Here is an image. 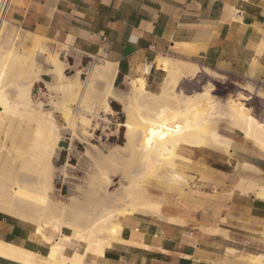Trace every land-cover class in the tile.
<instances>
[{"label": "crops", "instance_id": "obj_1", "mask_svg": "<svg viewBox=\"0 0 264 264\" xmlns=\"http://www.w3.org/2000/svg\"><path fill=\"white\" fill-rule=\"evenodd\" d=\"M9 7L7 26L24 37H44L47 50L70 61L71 74L105 60L116 72L111 113L87 128L91 137L62 132L71 140L56 157L51 195L63 202L85 179L87 150L96 153L90 144L108 150L124 143L121 109L129 81L143 77L146 89L157 93L167 77L162 59L196 65L195 77L210 69L264 83V0H9ZM37 60L46 65L40 55ZM191 79L181 76L177 88ZM93 85L95 94L102 92L103 81ZM33 89L39 97L44 93L38 82ZM225 135L233 138L229 155L181 145L189 159L178 165L181 178L158 179L150 192L162 200L161 215L121 218L125 232L112 239L98 264H264V198L257 193L264 186V151L239 133ZM88 200L81 197L80 206ZM70 216L66 211L63 218ZM0 239L31 250L36 263L49 247L30 225L2 214ZM0 264L24 263L0 256ZM85 264L96 262L89 255Z\"/></svg>", "mask_w": 264, "mask_h": 264}, {"label": "bare ground", "instance_id": "obj_2", "mask_svg": "<svg viewBox=\"0 0 264 264\" xmlns=\"http://www.w3.org/2000/svg\"><path fill=\"white\" fill-rule=\"evenodd\" d=\"M30 34L15 38L14 29L0 12V214L10 222L30 225L49 247L45 259L36 263L31 250L0 239L1 257L24 264H85L91 255L98 264L112 239L124 234L121 218L135 212L161 215V198L144 193L141 183L159 163L179 157L181 145L215 146L229 152L233 138L224 134L228 129L264 151V120L247 104L251 96H259L254 86L241 85L238 96L223 99H216L210 87L184 94L177 88L178 79L193 78L200 69L181 59L164 58L161 66L167 77L158 93L146 89L143 77L129 81L130 91L121 109L124 143L108 150L90 144L96 153L87 150L91 162L85 179L76 185L69 203L54 199L55 158L65 140L91 137L90 120L81 113L94 110L96 104L105 112L111 110L108 96L116 72L105 60L85 74L78 69L71 74L70 61L60 51L47 50L44 37ZM38 55L46 65L37 60ZM95 80L104 83L98 94L93 91ZM37 82L45 99L33 92ZM65 129L71 138L63 136ZM135 162L136 169L132 168ZM257 193L264 198V186ZM84 195L88 203L80 206ZM66 211L71 216L64 219ZM261 256L254 259L260 261Z\"/></svg>", "mask_w": 264, "mask_h": 264}, {"label": "rangeland", "instance_id": "obj_3", "mask_svg": "<svg viewBox=\"0 0 264 264\" xmlns=\"http://www.w3.org/2000/svg\"><path fill=\"white\" fill-rule=\"evenodd\" d=\"M18 35H21V34H19L18 32H15V38H17ZM12 43H17V41H13ZM204 73H207V74H204ZM208 82H210V83H208ZM196 84H197V86H195ZM209 84H211V85H209ZM238 84H239V86H238ZM246 84H251L252 86L255 87L257 92H259V96H254V95L251 96L247 100V104L253 109L254 114H255V116H257V118H259L260 120H264V83H261L259 81H255V80H251V79H247V78L236 77V76H233L230 74L219 73L217 71H213L210 69H204V71L200 75L192 78L191 81H187L184 84V86L181 87L180 90H182V92L184 94H188V95L193 94L194 95V94H197L198 92H200L201 90H204V88L210 87L211 93L214 95V97L216 99H218V98L223 99L224 97H227V96H232V97L238 96V94L240 92H242V89L240 90V88H242V86H244ZM198 85H200V86L198 87ZM212 85H213V88H212ZM160 90H161V87H160ZM33 92H34V94H36L34 89H33ZM40 98L44 99L43 97H40ZM169 106H170V104L168 105V107ZM167 111L169 112L170 110H167ZM105 113L106 112L103 109L99 108V106L96 104V105H94V110H87L86 112L84 111L81 114H83L85 117L89 118L90 121H89L88 127H90L92 125V123H94V127H97L99 122L101 121L100 120L101 118H103V121L106 120L104 118ZM60 122L64 123L63 120H60ZM224 132H225L224 134H226V133H229L230 131H228V129H225ZM135 143L137 144L139 142H135ZM139 147H140V145H139ZM211 147H205V148L217 150V151L220 150L221 152H223L221 149H219L217 147H216L217 148L216 149L215 146L214 147L211 146ZM230 148H232V147H230ZM255 148H257V147H255ZM177 153L179 154V157H177L171 161L159 163L156 166L152 175L145 177V179L141 183V186L144 189V193H147L148 191L152 193L158 189V187H157V181H158L157 177L158 176H168L172 179L181 178L180 174L177 173L178 165L181 164L180 162L189 161L188 152L186 149H184V147L180 146L179 149L177 150ZM224 153L229 155V152H224ZM54 162H55V170H56V158H55ZM133 167H134V169L138 168V163L135 162L134 165L132 166V168ZM54 175H55V173H54ZM171 181H174V180H171Z\"/></svg>", "mask_w": 264, "mask_h": 264}, {"label": "built area", "instance_id": "obj_4", "mask_svg": "<svg viewBox=\"0 0 264 264\" xmlns=\"http://www.w3.org/2000/svg\"><path fill=\"white\" fill-rule=\"evenodd\" d=\"M9 8V0H2L0 12H2L4 18Z\"/></svg>", "mask_w": 264, "mask_h": 264}]
</instances>
